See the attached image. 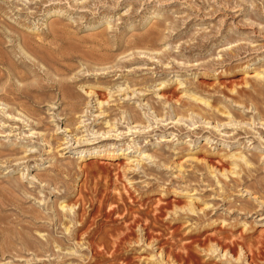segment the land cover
Wrapping results in <instances>:
<instances>
[{"label": "rangeland", "instance_id": "374dc122", "mask_svg": "<svg viewBox=\"0 0 264 264\" xmlns=\"http://www.w3.org/2000/svg\"><path fill=\"white\" fill-rule=\"evenodd\" d=\"M0 39V264H264V0H0Z\"/></svg>", "mask_w": 264, "mask_h": 264}, {"label": "bare ground", "instance_id": "6f19581e", "mask_svg": "<svg viewBox=\"0 0 264 264\" xmlns=\"http://www.w3.org/2000/svg\"><path fill=\"white\" fill-rule=\"evenodd\" d=\"M65 34H64V32L62 31V30H60V29H55L54 30V42L55 41H57V40H61V37H63ZM21 38H22V41H23V48L24 49H27L28 47H30V45L33 43L32 41L33 40H30V39H28V38H26V37H23V36H21ZM0 41H1V39H0ZM0 44H1V42H0ZM36 44H38V42L36 43ZM48 50V53L47 54H44V52H46V49ZM44 49H45V51H44ZM28 50V49H27ZM35 53H36V55H41L42 57L41 58H43L44 60H49L50 62L51 61H54V59H57L56 58V56L54 55V53L56 54H58V55H60L61 56V58L63 59V60H65V58H67L66 56H70L71 54L68 52V51H65L64 49H63V47L62 46H59V47H57V48H54V47H52V46H47L46 44H43V43H41V44H38V47H35ZM34 53V54H35ZM52 55H54V57L52 56ZM40 58V57H39ZM58 60V59H57ZM49 61H47L48 63H49ZM102 61H104V60H102ZM52 64V63H51ZM50 64V65H51ZM53 65V64H52ZM62 65V64H61ZM0 66H3V67H7L8 68V71L6 70H4L3 68H1L0 67V83L2 82V80H4L7 76L9 77V75H11L12 73H14V75H16V76H19L21 79H22V81H24V80H26L28 77H27V75L26 74H22L21 72V74H19V73H17L16 71H15V69L16 68H14V66L10 63V61H8V59L1 53V51H0ZM55 67V66H54ZM56 69V68H55ZM56 70H59V69H56ZM11 76H13V75H11ZM20 79V80H21ZM30 87V86H29ZM258 89L257 90H255L256 91V93L260 96H263L264 95V87H261V86H256ZM40 89H42V90H39L38 88H31V89H27V90H25L24 91V93H26V92H28V91H33V92H35V93H37V94H39V95H41V96H43V94H45V92H43V88L41 87ZM61 89H62V92H63V97H65L66 99H73L74 98V94H73V92L68 88V87H66V86H61ZM255 96V95H254ZM253 95H250L249 94V98H250V102H254V97ZM70 102V107H72L71 108V110L72 111H74V108H77V107H79L76 103H74V102H72L71 100L69 101ZM256 104V103H255ZM24 108L26 107V106H24V104H21ZM80 105V104H79ZM189 108V109H188ZM188 108H186V110H184V109H182V110H180L179 109V111H178V115H183V116H185V115H187V113H188V111H192V112H197L194 108H193V106H190V107H188ZM27 110H29V109H27ZM75 110H77V109H75ZM30 111V110H29ZM34 113V112H33ZM197 113H199V111L197 112ZM35 114V113H34ZM200 114V113H199ZM203 118H205V115L203 116ZM206 119H207V117H206ZM47 179V178H46ZM51 179V178H50ZM49 179V180H50ZM53 180V179H52ZM101 202V201H100ZM94 203L95 202H93L92 201V207L94 206ZM94 210V209H93ZM96 212H97V210H96ZM99 212V211H98ZM97 212V213H98ZM93 214H95V212L93 213ZM111 217V216H110ZM128 233H129V231H128ZM123 234V233H122ZM125 234H126V232H125ZM124 235V234H123ZM125 236V235H124ZM123 237V236H122ZM103 238H105V237H103ZM120 238H121V236H120ZM102 239V238H101ZM119 239V238H118ZM105 240V239H104ZM117 242V241H116ZM115 242V243H116ZM120 241H118L117 243H119ZM101 243V242H100ZM106 244V243H105ZM123 244V243H122Z\"/></svg>", "mask_w": 264, "mask_h": 264}]
</instances>
